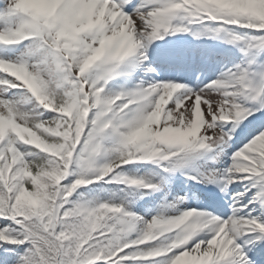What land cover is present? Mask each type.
<instances>
[{
  "label": "snow or ice",
  "instance_id": "1",
  "mask_svg": "<svg viewBox=\"0 0 264 264\" xmlns=\"http://www.w3.org/2000/svg\"><path fill=\"white\" fill-rule=\"evenodd\" d=\"M0 264H264V0H0Z\"/></svg>",
  "mask_w": 264,
  "mask_h": 264
}]
</instances>
